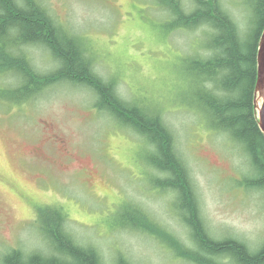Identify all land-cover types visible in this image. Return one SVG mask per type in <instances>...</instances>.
<instances>
[{
    "label": "rangeland",
    "instance_id": "rangeland-1",
    "mask_svg": "<svg viewBox=\"0 0 264 264\" xmlns=\"http://www.w3.org/2000/svg\"><path fill=\"white\" fill-rule=\"evenodd\" d=\"M42 1L95 73L114 83L125 103L160 117L171 131L211 236L258 250L264 244V191L246 186L255 172L245 150L212 128L198 104L204 93L222 94L191 67L211 56L207 27L171 28L173 16L160 0ZM221 4L247 37L255 27L250 1ZM22 55L41 73L59 66L41 46L24 48ZM1 77L0 93L14 87L13 78ZM36 99L0 101V264L11 250L58 255L46 228L55 213L76 244L95 249L103 264H195L142 230L144 220L132 209L187 249L194 247L176 196L156 184L164 175L152 166L149 139L97 108L99 98L88 86L65 81ZM262 104L258 99V109Z\"/></svg>",
    "mask_w": 264,
    "mask_h": 264
},
{
    "label": "trees",
    "instance_id": "trees-1",
    "mask_svg": "<svg viewBox=\"0 0 264 264\" xmlns=\"http://www.w3.org/2000/svg\"><path fill=\"white\" fill-rule=\"evenodd\" d=\"M181 1L186 3L180 5ZM249 1L254 10L255 27L247 37L242 36L238 25L223 10L221 0H160V4L173 16L171 28L204 26L211 32V39L206 44L211 56L192 61L191 67L200 80L215 84V89L222 94L202 91L204 94L199 97L198 104L212 128L228 134L245 150L255 172L253 179L245 180L246 186L264 191V134L256 109L264 0ZM40 46L59 63L50 74L39 73L22 55L24 48ZM1 76H10L16 81L13 88L0 93V101L9 105L37 101L42 92L57 82L70 81L88 86L99 98L97 108L149 139L155 148L152 166L164 175L155 180L156 184L177 197L183 224L191 233L192 249L179 241H170L169 245L179 256L195 264H264V244L258 250H252L235 238L221 241L209 235L189 170L177 153L171 131L160 117L150 116L141 108L125 103L112 84L105 83L93 72L81 46L73 38L63 36L42 0H0V81ZM3 88L0 86V90ZM140 216L144 223L135 219L134 223L147 229L145 215L140 212ZM63 222L64 217L55 213L46 225L58 255L38 253L27 256L19 249L11 250L2 257L1 264H103L95 249L78 246L65 234Z\"/></svg>",
    "mask_w": 264,
    "mask_h": 264
},
{
    "label": "bare ground",
    "instance_id": "bare-ground-1",
    "mask_svg": "<svg viewBox=\"0 0 264 264\" xmlns=\"http://www.w3.org/2000/svg\"><path fill=\"white\" fill-rule=\"evenodd\" d=\"M87 59L89 60V62H90V64H91V61H90V59L87 57ZM30 62H31V64H32V61L30 60ZM33 65V64H32ZM34 66V65H33ZM59 67V66H58ZM57 67V68H58ZM91 67H92V65H91ZM34 68L37 70V68L34 66ZM56 68V69H57ZM92 70H93V67H92ZM38 71V70H37ZM55 70H53V71H51L50 73H52V72H54ZM39 72V71H38ZM93 72L95 73V71L93 70ZM39 73H41V72H39ZM50 73H41V74H50ZM96 74V73H95ZM97 75V74H96ZM98 76V75H97ZM99 77V76H98ZM100 78V77H99ZM102 79V78H101ZM103 80V79H102ZM104 81V80H103ZM105 83H110V84H112L113 86H114V83H112V82H106V81H104ZM57 84H59L58 82H57ZM115 87V86H114ZM195 192V191H194ZM196 195V194H195ZM197 197V196H196ZM198 200V199H197ZM177 197H176V206H177ZM198 204H199V202H198ZM177 208H178V206H177ZM136 213H139L140 214V212L141 211H139L138 209H135V208H132ZM178 210H179V208H178ZM143 213V212H142ZM144 215H145V217H146V223H145V228H147V229H142V230H144V231H147L148 233H150V234H152V227H153V233L155 234V235H157V236H159V237H161L165 242H167L168 244H170V241H179V239H177L174 235H172V234H170L169 232H166V231H164L161 227H160V225L155 221V220H153V219H150L149 218V216L147 215V214H145V213H143ZM150 229H149V228ZM63 230H64V232H65V234H67L69 237H71L70 235H69V233L67 232V230H66V228H65V223L63 222ZM209 233V232H208ZM167 234V235H166ZM209 235L211 236V234L209 233ZM212 237V236H211ZM72 238V237H71ZM213 238V237H212ZM73 239V238H72ZM74 240V239H73ZM178 248L179 249H181V247L180 246H178ZM128 264H134V263H132L131 261H129L128 259L127 260H125ZM189 262H192V261H189ZM193 263V262H192Z\"/></svg>",
    "mask_w": 264,
    "mask_h": 264
},
{
    "label": "water",
    "instance_id": "water-1",
    "mask_svg": "<svg viewBox=\"0 0 264 264\" xmlns=\"http://www.w3.org/2000/svg\"><path fill=\"white\" fill-rule=\"evenodd\" d=\"M264 32L262 34L260 44H259V51H258V77L256 83V109L259 110L258 112V120L259 126L261 128L262 133L264 134ZM258 99L263 101V104L258 109L257 101Z\"/></svg>",
    "mask_w": 264,
    "mask_h": 264
},
{
    "label": "snow or ice",
    "instance_id": "snow-or-ice-1",
    "mask_svg": "<svg viewBox=\"0 0 264 264\" xmlns=\"http://www.w3.org/2000/svg\"><path fill=\"white\" fill-rule=\"evenodd\" d=\"M262 95H264V93H262Z\"/></svg>",
    "mask_w": 264,
    "mask_h": 264
}]
</instances>
